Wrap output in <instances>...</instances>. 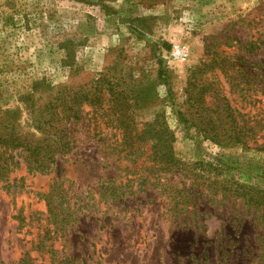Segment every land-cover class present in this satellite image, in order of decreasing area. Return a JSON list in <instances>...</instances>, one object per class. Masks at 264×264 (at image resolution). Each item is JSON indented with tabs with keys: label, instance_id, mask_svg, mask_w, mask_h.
I'll use <instances>...</instances> for the list:
<instances>
[{
	"label": "rangeland",
	"instance_id": "obj_1",
	"mask_svg": "<svg viewBox=\"0 0 264 264\" xmlns=\"http://www.w3.org/2000/svg\"><path fill=\"white\" fill-rule=\"evenodd\" d=\"M58 89L99 102L61 124L71 150L46 174L16 159L0 190L1 264H264V0H0V117L40 137L30 105ZM145 132L144 145L121 143ZM155 150L182 170L160 172V189L100 199L104 187L135 192ZM213 181L253 204L212 195ZM54 187L76 193L79 210L75 232L47 242L42 195ZM164 187L192 190L187 212Z\"/></svg>",
	"mask_w": 264,
	"mask_h": 264
},
{
	"label": "trees",
	"instance_id": "obj_2",
	"mask_svg": "<svg viewBox=\"0 0 264 264\" xmlns=\"http://www.w3.org/2000/svg\"><path fill=\"white\" fill-rule=\"evenodd\" d=\"M251 45L252 43H247L246 46ZM211 68V63H204L201 69H194V71L191 72V75L200 72L203 73L201 70ZM242 72L246 74L245 69H242ZM158 75L160 78L161 71L158 72ZM94 96L93 98L92 95L90 96L88 93L83 94L80 92H73L70 95V101H68V96L65 94V90L58 89L55 90V93H53L45 104L41 106L30 105L29 114L32 118L30 126L33 131L40 136L37 137L34 133H32L30 134L31 139L28 138V135H22L19 131H17V126L14 125L12 121L7 119V116H9L11 112H2L3 116L0 117V190L7 192L10 189L9 176L13 173V169H18L19 164L16 159L19 158L21 153L25 154L24 164L26 170L29 173L43 175L47 173L50 165L55 161L54 158L57 155L62 156L69 152L71 150V140L68 136L66 127L62 128L61 124L65 121L67 123L70 122L69 120L71 118L73 121H77L81 113V107L84 104L90 107L99 102V97H97V95ZM258 125L261 128V123H258ZM236 132L237 130L234 132V137H229V139L240 142L238 140H241V138L237 139L238 132ZM161 135L164 139H167L169 143L172 142L173 136L170 132H168V130H166L164 122H162ZM212 141L219 144L217 139H213ZM121 143L127 144L126 148L128 147L129 150H131L134 148L136 143L138 145H144L147 143V133L145 132L144 135L139 137L132 135L123 137L121 139ZM164 148L167 149L168 145ZM259 148L264 151V147ZM137 150L129 151L125 154V157H129L130 155L136 156ZM147 158L148 162L151 161V165L148 167L151 175L138 180V188L135 189V192L129 191L128 193H124L123 191H120V189L110 192L109 188L104 187L102 188L103 191L100 193V199H104L105 201L112 200L115 202L125 195L129 194L132 196L136 192H141L144 186H148L152 189H160L162 186H165L164 179L160 176V172L172 173V170L180 169L178 167L180 163L176 162L173 159L171 152H168L167 150L163 153L155 150L153 151V154L151 153ZM211 167L212 166L209 165L208 168H206L205 165L200 163L199 170L209 172ZM194 174V180L200 181L197 185L204 184L206 179H203V175H198L197 173ZM136 176L140 175L136 174ZM106 183L112 184L113 180H108ZM210 184L214 185L212 190L209 191L212 195L217 194L218 191H221L222 195L226 192L235 199H244V204H253L251 199H248L247 201L245 200V197L243 196L246 192L241 187H229L227 189L217 181L210 182ZM161 193H167L170 203H173L174 207H177V210L180 212L186 211V209L193 204V201L190 200V195H194L192 194L191 189L186 192L185 190H174L172 188L164 187ZM42 199L46 208V212H43V214L47 216L43 229L44 237H47V242H51V240L54 241L58 235H69L68 229H71V233H74L75 229H72L73 226L71 224L77 220L75 214L79 209H74V207L70 209V203L77 201V194L75 193L73 195L71 192L68 194V188L62 190L59 187H54L47 193L43 194ZM80 208L87 210L86 208L84 209V207ZM40 214L42 215V213ZM87 214H90V212ZM26 219L27 218H24L23 221ZM28 219L30 220L31 218L29 217ZM74 262L75 258L63 257L60 264H74ZM21 263L29 264V258L26 256Z\"/></svg>",
	"mask_w": 264,
	"mask_h": 264
}]
</instances>
